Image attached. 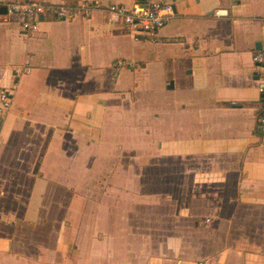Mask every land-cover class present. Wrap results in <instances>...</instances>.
I'll return each mask as SVG.
<instances>
[{"label": "crops", "instance_id": "crops-1", "mask_svg": "<svg viewBox=\"0 0 264 264\" xmlns=\"http://www.w3.org/2000/svg\"><path fill=\"white\" fill-rule=\"evenodd\" d=\"M91 1L0 9V264H264V0H166L155 40Z\"/></svg>", "mask_w": 264, "mask_h": 264}, {"label": "built area", "instance_id": "built-area-1", "mask_svg": "<svg viewBox=\"0 0 264 264\" xmlns=\"http://www.w3.org/2000/svg\"><path fill=\"white\" fill-rule=\"evenodd\" d=\"M6 12L18 13L23 17L22 27L33 31L37 28L38 20L43 15L54 18L65 19L72 16L78 9L89 15L92 10L99 8L97 3L91 0H81L77 5L67 3L53 4L46 0H24L3 2L0 0V9ZM108 21L121 26L123 30L130 32L135 38H147L155 40L156 32L165 26L174 16L173 5L166 0H137L130 7L111 3L104 7ZM226 10L216 9L214 16L226 15ZM252 59L262 66L260 91L264 94V47L257 50ZM115 68L133 66L131 61L120 58L114 62ZM264 96V95H263ZM264 98V97H263ZM264 104V102H263ZM10 105L9 92L0 91V110H5ZM257 128L264 131V106L257 117ZM192 264H208L207 260L200 259Z\"/></svg>", "mask_w": 264, "mask_h": 264}, {"label": "water", "instance_id": "water-1", "mask_svg": "<svg viewBox=\"0 0 264 264\" xmlns=\"http://www.w3.org/2000/svg\"><path fill=\"white\" fill-rule=\"evenodd\" d=\"M2 11H5V8H2ZM264 95V94H263Z\"/></svg>", "mask_w": 264, "mask_h": 264}]
</instances>
